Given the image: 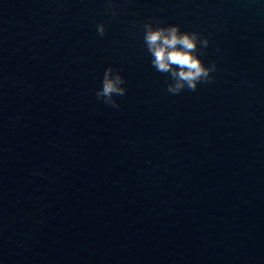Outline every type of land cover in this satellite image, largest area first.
Here are the masks:
<instances>
[{"label": "water", "instance_id": "obj_1", "mask_svg": "<svg viewBox=\"0 0 264 264\" xmlns=\"http://www.w3.org/2000/svg\"><path fill=\"white\" fill-rule=\"evenodd\" d=\"M110 2L0 0V264H264V0ZM146 22L212 82L169 94Z\"/></svg>", "mask_w": 264, "mask_h": 264}, {"label": "clouds", "instance_id": "obj_2", "mask_svg": "<svg viewBox=\"0 0 264 264\" xmlns=\"http://www.w3.org/2000/svg\"><path fill=\"white\" fill-rule=\"evenodd\" d=\"M108 9L116 15L109 0ZM97 34L105 35L104 23L96 25ZM143 40L150 53L151 64L157 72L165 74L171 80L167 84V92L178 95L184 90L197 91L198 85L211 83L212 74L216 71L215 62L206 65L201 55L209 46V39L196 31H181L179 25L154 27L152 22L143 25ZM124 77L119 71L109 66L102 78V87L96 91L98 100L119 109L120 105L114 97L126 95Z\"/></svg>", "mask_w": 264, "mask_h": 264}]
</instances>
